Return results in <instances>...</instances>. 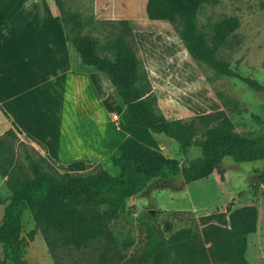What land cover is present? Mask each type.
Masks as SVG:
<instances>
[{"label": "trees", "instance_id": "trees-1", "mask_svg": "<svg viewBox=\"0 0 264 264\" xmlns=\"http://www.w3.org/2000/svg\"><path fill=\"white\" fill-rule=\"evenodd\" d=\"M30 0H0V29L6 27ZM63 28L71 67L75 71L100 74L110 84L117 103L129 111L137 124L152 135L173 140L185 156L192 147L199 157L183 164L146 148L140 156L142 173L131 158L112 161L111 171L100 164L87 166L82 173L61 172L12 129L0 135V176L11 195L0 224V264H26L21 257L25 240L21 237L22 217L27 212L33 227L32 241L42 225H49L72 245H83L112 233L125 200L138 196L155 178L180 174L185 185L208 177L226 158L237 163L264 160V137L248 139L235 131L228 111L240 113L238 101L215 92L223 109L187 119L166 118L158 108V96L139 55L133 21L101 20L94 14L83 18L52 0ZM218 0H147L145 12L151 21H167L187 55L210 67L216 77L239 80L249 90L264 94V85L244 77L219 56L220 49L239 28L234 16L211 25L199 26L198 16L205 4ZM93 23L100 37L85 29ZM264 69V60L262 62ZM259 181L264 184V167ZM152 219V216L148 217ZM257 226V210H234L200 221V229L184 227L174 232L145 224L143 246L127 253L134 238L128 236L120 247L124 264H248L245 258L248 236Z\"/></svg>", "mask_w": 264, "mask_h": 264}, {"label": "rangeland", "instance_id": "rangeland-1", "mask_svg": "<svg viewBox=\"0 0 264 264\" xmlns=\"http://www.w3.org/2000/svg\"><path fill=\"white\" fill-rule=\"evenodd\" d=\"M63 1L67 9L80 12L84 19L92 14L98 18L93 10V0ZM144 1L132 0L131 6L121 9L116 16L136 17ZM105 11L102 5L101 14ZM229 16L238 18L240 26L220 49L219 56L242 76L256 79L264 85V0H218L215 4H205L198 16L199 26L211 25ZM55 17L52 0H30L7 27L0 29V101L9 98L5 107L18 113L20 118L24 114L29 116L25 119L27 121L38 116L47 127L53 124L49 110L51 89L48 85L40 88L39 83L47 80L54 68L52 57L55 52L51 50L50 43L57 28L50 18ZM101 20L107 19L101 15ZM169 26L168 30L160 32L156 48L168 56L170 66V71L154 74V93L158 96L161 113L166 118L187 119L221 110L223 107L215 95L218 92L238 101L241 112H227L237 133L248 139L264 137V94L249 90L239 80L216 77L210 67L187 55L173 27ZM100 32L95 23L85 29L86 36L92 38L100 37ZM106 90L112 104L122 108L113 89L109 86ZM15 95L18 96L11 97ZM86 107L89 109L90 106ZM73 108L78 113L84 110L75 105ZM108 111L121 115L120 109L110 108ZM110 113L107 117V111L101 110V122L107 129H111ZM125 122L123 118L122 123ZM5 124L0 115V133ZM153 140L155 150L179 164L201 155L198 148L192 147L184 156L173 140L161 135H153ZM129 158V154L116 151L100 165L111 171L113 160L122 162ZM131 160L135 170L140 172L139 161ZM263 167L264 160L237 163L226 158L208 177L189 185L184 184L180 174L168 179L155 178L138 196L124 201L111 234L82 246L72 245L56 233L47 231L44 240H37L33 247H29L27 234L33 227V221L25 212L21 232L25 240L22 259L26 264H124L120 244L131 236L134 244L127 253L139 250L144 243L145 224L162 229L169 223L172 232L184 227L199 230L203 218L228 215L237 208L257 203L261 197L264 199V184L259 181ZM10 195L0 176V224ZM260 211L263 214L264 209L260 208ZM149 216L153 218L149 219ZM245 257L248 264H258L252 247Z\"/></svg>", "mask_w": 264, "mask_h": 264}, {"label": "crops", "instance_id": "crops-1", "mask_svg": "<svg viewBox=\"0 0 264 264\" xmlns=\"http://www.w3.org/2000/svg\"><path fill=\"white\" fill-rule=\"evenodd\" d=\"M146 2L147 0L144 1L143 8L136 17L116 16L121 9L129 8L132 0H104L102 4L101 0H93V10L100 19L101 15L107 20L131 19L140 26L134 32V37L152 89L156 91L154 74L170 71L168 56L156 49L158 38L161 37L160 32L168 30L170 26L167 21L149 20L145 12ZM102 5L106 11L101 14ZM50 20L56 23L55 29L57 28L56 32H53V40L50 43L51 50L55 52L52 57L54 68L49 72L47 80L39 85L40 88L48 85L51 89L49 110L53 128L41 123L42 118L38 116L32 117L30 121L25 120L29 118L25 114L20 118L18 113L5 107L8 98L0 101V113H2L0 115L6 123L0 135L12 129L21 141L36 149L61 172H85L87 166L102 164L116 151L127 153L133 161H139L146 148L154 149L153 135L142 129L128 110L112 104L108 90H106L110 84L103 76L73 70L59 18H50ZM16 96L18 95L11 97ZM74 105L84 110L78 113L77 110L74 111ZM86 106H90L89 109ZM110 108L120 109L121 115L108 111ZM101 110L107 111V117L108 113L112 112L110 113L112 118H108L111 129H107L106 124L101 122ZM114 115L119 119L117 122L113 121ZM123 118L125 123H122ZM124 124L129 127L127 128ZM138 173H142V170ZM246 208L257 210V226L255 232L248 236L245 255L252 247L257 254L258 264H264V211L263 214L260 211V208L264 209L263 197L259 198L257 203L236 210ZM47 231L66 239L53 227L42 225L38 228L34 239L30 241L29 247H33L37 240H44V233Z\"/></svg>", "mask_w": 264, "mask_h": 264}, {"label": "built area", "instance_id": "built-area-1", "mask_svg": "<svg viewBox=\"0 0 264 264\" xmlns=\"http://www.w3.org/2000/svg\"><path fill=\"white\" fill-rule=\"evenodd\" d=\"M118 120H119V119L117 118V116L114 115V116H113V121H114V122H117Z\"/></svg>", "mask_w": 264, "mask_h": 264}]
</instances>
